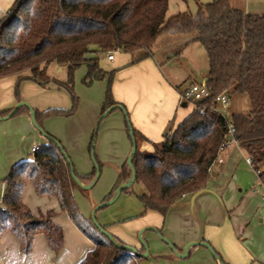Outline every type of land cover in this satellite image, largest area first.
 Returning <instances> with one entry per match:
<instances>
[{"label": "trees", "instance_id": "obj_1", "mask_svg": "<svg viewBox=\"0 0 264 264\" xmlns=\"http://www.w3.org/2000/svg\"><path fill=\"white\" fill-rule=\"evenodd\" d=\"M168 7L169 0H15L0 19V78L16 76L19 102L22 101L19 87L25 80L43 88L56 85L66 89L72 99L70 108H34L38 124L47 133V141L38 146L32 158L13 164L4 179L0 241L5 232L11 231L18 237L21 250L28 253L35 236L43 233L55 252L63 247V228L54 220L57 212L49 209L36 214L24 203L25 188L32 183L38 194L56 197L60 209L94 241L95 247L79 264H138L143 258L117 246L90 216L82 214L75 192L88 190L72 176L67 156L83 183L95 178V165L90 173H79L67 148L45 129L44 121L52 116L70 117L76 113L80 98L74 91L75 71L83 65L87 67L86 83L107 80L103 115L116 104L112 97L114 71L102 69L98 55L120 50L133 54L140 51V57H146L164 33H194L193 39L203 44L210 64L205 81L212 95L194 104L192 112L163 141L152 143L151 151L140 149L139 143L146 137L131 124L137 143L133 155L135 182L144 186L139 195L143 214L155 210L165 215L183 196L207 187L211 179L209 168L225 140L229 121L234 123L236 139L252 158V167L264 185V14L232 8L229 0L199 5L196 14L181 12L171 17L166 16ZM53 62L67 67L66 81L49 75L48 67ZM232 91L247 94L252 108L232 113L229 120L217 109L215 100L218 95L225 92L230 95ZM200 107L205 108L203 113ZM13 109L1 112L0 117ZM20 111L30 112L22 105L13 115ZM126 124L130 135L127 117ZM98 130L92 136L90 154ZM94 156L101 171L96 145ZM131 174L126 161L102 202L111 199ZM114 237L118 243L126 244Z\"/></svg>", "mask_w": 264, "mask_h": 264}, {"label": "crops", "instance_id": "obj_2", "mask_svg": "<svg viewBox=\"0 0 264 264\" xmlns=\"http://www.w3.org/2000/svg\"><path fill=\"white\" fill-rule=\"evenodd\" d=\"M14 1L0 0V19L8 13ZM178 35L162 34L153 45L151 54L146 57L137 56L142 55L141 53L133 54L120 50L115 52L112 60L108 59V53L98 55L101 68L107 72L114 71L113 99L116 104L124 107L133 127L146 137L139 143L141 150H153L152 143L163 141L171 129L193 110L188 109V105H182L185 101L182 100V91L178 84L180 79L173 72L168 74L157 56V52L163 48L162 40L165 38V40L175 41ZM193 41H196L193 36L183 39L184 44ZM54 63L57 65L56 62ZM54 69L53 67L51 74L48 70L51 77H57ZM86 75L87 67L85 72L83 70L79 76L77 75V79L80 80H77L78 84H75L79 88L80 102L76 113L70 117L54 116L44 121L45 129L62 141L81 174L90 173L94 165L89 146L101 117L107 87L105 78L86 83L84 81ZM207 77L208 75L204 76V80ZM67 78L68 74H64L61 81H66ZM0 82L1 113L14 108L19 100L12 93L13 80L5 85L1 79ZM30 90L32 94L28 93ZM49 93H52L55 99L48 98ZM67 96L55 85L43 88L32 80L21 83V100L28 101L33 108L41 110L70 108L72 103ZM82 104L83 107L85 104L89 105V114L85 118L79 116ZM125 112L116 107L99 122L96 152L101 170L105 167V174L110 170L115 174L111 188H106L108 193L116 183L119 170L127 161L132 147ZM24 114L30 117V112H24ZM221 157L223 161L215 162L213 170L210 171L211 179L207 187L199 192L183 196L165 215L155 210H149L143 214L142 206L139 214L127 218L132 225H121L120 220L106 222L103 225L126 244L144 252L145 247L137 238V232L142 228L145 241L149 245V256L151 248L156 255L161 254L160 264H217L218 259L226 264H254L258 261V254L249 246V238L244 236L248 223L241 218V215L247 203L254 204V210L260 208L262 197L257 192L246 189V186L248 187V183L252 180L262 183L253 167L250 165L251 169L246 167L244 159L247 155L239 144L231 145L221 153ZM100 172L101 175L92 188L102 177V171ZM91 189L86 192L76 191L88 198L86 200L89 209L95 207L97 201L102 202L108 194L97 197L91 193ZM1 206L2 198L0 197ZM66 214L68 217L60 214L54 217L55 222L62 226L64 232V244L58 252L49 246L45 235L39 233L35 236L31 251L25 253L21 250L18 237L13 232L7 231L0 241V264H79L95 247V243L79 229L67 212ZM135 218L138 219L135 221ZM152 228L167 237L177 252L174 253L162 245L158 247V236ZM200 241L207 242L216 255H211L207 245L193 244L187 249V255L181 256L188 243ZM260 264L263 263L260 262Z\"/></svg>", "mask_w": 264, "mask_h": 264}, {"label": "rangeland", "instance_id": "obj_3", "mask_svg": "<svg viewBox=\"0 0 264 264\" xmlns=\"http://www.w3.org/2000/svg\"><path fill=\"white\" fill-rule=\"evenodd\" d=\"M215 0H169V7L167 10V17H171L181 12H191L196 14L199 10V5H205ZM230 6L232 8L240 9L245 12L264 14V0H229ZM194 33L191 34H179L177 39L174 40H162L161 50L157 52V56L161 61L164 70L170 74L173 72L175 76L180 79V90L183 91L187 89L193 82H202L204 80V76L209 75V59L208 54L200 41H193L188 44L183 43V39L186 37H192ZM163 50V52H162ZM139 53H141L139 51ZM172 54H175L172 57ZM140 56V55H137ZM53 67L55 75H57V79H61L64 74H68V70L66 66L56 65L54 62L49 65V73L51 74ZM80 70L75 71L74 78V91L78 95V85L77 83V75L79 76L83 70L85 72L86 67L81 66ZM59 68H62L59 70ZM16 76L8 75L0 78L3 82V85L7 84L8 81H14L13 83V96H16ZM65 80V79H64ZM83 81V80H82ZM80 82V81H79ZM37 84V83H36ZM78 84V83H77ZM1 86V82H0ZM56 86V85H55ZM59 88L58 86H56ZM32 90V89H31ZM28 91L29 94H32L34 90ZM63 90L65 94H67L69 99H72L69 92L66 89L60 88ZM19 94L21 95V85L19 87ZM34 96V95H32ZM79 96V95H78ZM48 98L55 99L52 96V93L47 95ZM43 100V98L41 97ZM41 99H36L41 101ZM45 99V98H44ZM24 101V100H23ZM28 102V101H26ZM19 103V102H18ZM29 103V102H28ZM30 104V103H29ZM17 103L15 104L16 107ZM31 105V104H30ZM188 109H193L194 103L188 101L187 102ZM65 107V106H64ZM88 107L89 105L85 104L81 109V117L88 116ZM217 108L221 111L229 120L231 118L232 113L234 112H247L252 108L251 100L247 94H243L240 92L232 91L230 93V102L224 107L223 104L218 103ZM25 112V111H24ZM23 111L18 112L17 114L7 118L5 120H0V197L4 193V179L10 172V169L13 164L20 160L29 159L33 157V153L31 151L32 147L36 145H40L44 143L47 138L46 136L37 129L29 116H25ZM54 118V116L50 117ZM172 130V129H171ZM171 132V131H170ZM169 132V133H170ZM244 163L247 165L246 167L250 168L246 159H244ZM244 164V165H245ZM102 177L100 178L98 184L92 188V192L97 197H103L106 192V188H111V185L114 181V172L108 171L105 174V167H102ZM115 168V167H113ZM251 169V168H250ZM210 172V171H209ZM101 173V172H100ZM211 174V173H210ZM101 175V174H100ZM256 177V176H255ZM256 179V178H255ZM257 192L261 197L260 208L254 210L253 205L251 203H247L245 206V210L241 215V218L248 223L247 230L245 231V237H248L249 246L254 250L255 253L258 254V261L254 264H260V262L264 263V185L254 182L248 183V187L246 189ZM108 190V189H107ZM245 190V189H244ZM144 191V186L141 182H134L131 188L127 191H123L117 200L110 205L104 206L99 209L96 213V219L98 223L101 225L106 222H113L120 220L119 224L121 225H132L129 224L130 220L127 218L131 215L139 214L142 211V203L139 199V195ZM241 196V195H240ZM76 201L78 203L79 209L85 217L90 216L92 214L93 208L89 209L88 202L84 196L80 195L78 192H75ZM24 203L34 212V213H45L49 209H54L57 214L67 216L66 212L62 211L59 207L58 200L53 196H48L45 194H38L32 183H28L25 188L23 195ZM101 203L100 201H97ZM96 204V205H97ZM54 205V206H53ZM95 205V206H96ZM254 210V211H253ZM68 217V216H67ZM138 218H135V221ZM133 221V220H131ZM141 236H140V232ZM144 231L141 228L137 232V238L139 241H145V237L143 235ZM87 236V235H86ZM158 236V247L162 245V247H167L168 249L174 250L171 248L170 244L164 239H168L167 237ZM169 240V239H168ZM142 243V241H141ZM160 250V248H157ZM151 254L148 258H141L138 260V264H160L159 258L160 255H156L153 253V249L151 248ZM209 252L213 256L211 249ZM176 253V252H174ZM159 256V257H158ZM214 259V258H213ZM161 261V260H160ZM216 262V261H215ZM162 263V262H161ZM218 264V262H217Z\"/></svg>", "mask_w": 264, "mask_h": 264}, {"label": "water", "instance_id": "obj_4", "mask_svg": "<svg viewBox=\"0 0 264 264\" xmlns=\"http://www.w3.org/2000/svg\"><path fill=\"white\" fill-rule=\"evenodd\" d=\"M22 105H26V106L29 108V110H30V118H31V121H32L33 125H34L37 129H39L40 132L43 133V134L47 137V133H46V131H45V130L43 129V127H41V126L38 124V122H37L36 114H35V110H34V108H33L28 102H26V101H21V102L17 103L16 107H14V109H13L8 115L3 116V117H0V120H1V119H7V118H10L11 116H13V114L17 111V109H18L19 107H21ZM182 105L185 106V105H187V103H186V102H183ZM116 107L123 109L124 112H125L124 107H123L122 105H119V104H115V105L111 106L110 108H108V109L105 111V113H104L103 115H101V117L99 118V120H98V122H97V125H96L95 133H97V130H98V126H99V122H100V120H101L106 114H108L111 110H113V109L116 108ZM125 113H126V116H127V118H128L127 112H125ZM128 124L130 125V137L133 139L132 147H131L130 153H129V155H128V158H127V163H128V165L130 166L131 171H132L131 177H130L129 180L123 182L122 184H120V185L117 187V189H116V191H115V193H114V195H113V197H112L111 199H109V200H107V201H103V202L97 204V205L93 208V211H92V214H91V218L93 219V221L95 222V224L97 225V227L100 229V231H101L102 233H104V234H105V235H106V236H107L112 242H114L117 246H119V247H121V248H126V249H128L129 251H131L133 254H137V255H139V256H141V257H147V256H149V245L147 244L146 241L141 240V241H142V244H143L144 247H145V251H144V252H139V251H138L134 246H132V245H128V244H120V243H118V242L115 240L114 235H113L112 233H110L108 230L104 229V228L101 226V224L98 223V221H97V219H96V213H97V211H98L99 209H101V208H103L104 206L110 205V204H112L113 202H115V201L117 200V198L119 197V195L123 192V190L126 189V188L131 187V186L134 184L135 180H136V171H135V167H134V164H133V155H134V153H135L136 150H137V143H136L135 140H134V131H133V128L131 127V122H130L129 118H128ZM95 135H96V134H95ZM95 145H96V142L94 141L93 144H92V161H93V163H94V165H95V168H96V175H95V178H94L90 183H83L81 180L78 179V177L75 175V172H74V170H73L72 161H71V159L67 156V154L65 153L66 156H67L68 162L71 163V166H72V176H73L74 179L78 182V184H79L81 187H83L84 189H86V190H90V189L95 185V183L97 182V180H98V178H99V176H100V166H99V164L97 163V161H96V159H95V156H94V148H95ZM152 229H153V228H152ZM153 230L156 231L155 229H153ZM141 233H142V231L140 232V236H141ZM156 233H158V235H159L160 237H162V234H161V233H159V232H157V231H156ZM164 240L167 241V242L170 244V246H171V248L174 250V252H177L176 249H175V247H174V245L171 243L170 240H168V239H166V238H165ZM193 244H198V245H199V244H200V245H201V244H204V245H207V246L209 247V249H211L213 255H216V252L213 250V248H212L207 242H205V241H204V242L200 241V242H192V243H188V244L185 246V248L183 249V252L181 253V256H182V257L187 255V249H188L191 245H193ZM218 264H226V263L223 262L222 260L218 259Z\"/></svg>", "mask_w": 264, "mask_h": 264}, {"label": "built area", "instance_id": "obj_5", "mask_svg": "<svg viewBox=\"0 0 264 264\" xmlns=\"http://www.w3.org/2000/svg\"><path fill=\"white\" fill-rule=\"evenodd\" d=\"M116 50H112L108 52V59L112 60L114 59ZM212 91L210 87L206 84V81L202 82H193L187 89L182 91V100L185 101L186 103L188 101L193 102L194 104L198 102H202L204 100H207L211 97ZM216 103H221L224 105V107L227 105L228 102H230V95L228 93H222L216 97ZM218 109V108H217ZM199 110L203 113L205 111L204 107H200ZM221 112V111H220ZM235 125L232 121L228 122V131L225 135V140L221 144L219 151H218V156L216 160L213 162V164L210 166L209 171L213 170L215 162H222L223 158L221 157V153H223L227 148H229L233 144H239L238 140L236 139L235 136ZM38 145L32 147L31 151L34 154L35 151L38 149ZM247 163L252 167V158L247 156L246 157Z\"/></svg>", "mask_w": 264, "mask_h": 264}]
</instances>
